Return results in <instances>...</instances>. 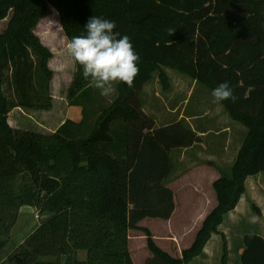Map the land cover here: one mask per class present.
Instances as JSON below:
<instances>
[{
    "label": "trees",
    "instance_id": "1",
    "mask_svg": "<svg viewBox=\"0 0 264 264\" xmlns=\"http://www.w3.org/2000/svg\"><path fill=\"white\" fill-rule=\"evenodd\" d=\"M68 40L85 34L92 16L116 22L140 56L134 87L121 83L107 106L92 105L90 81L74 62L68 107L82 119H66L44 135L12 128L16 108L52 109L51 51L34 33L51 10ZM0 252L10 239L19 209L37 210L39 225L0 264H133L128 232L137 229L153 255L145 264H191L212 235L227 242L219 227L245 193L248 177L264 174V0H0ZM170 30L173 32L170 35ZM164 69L176 71L212 93L227 82L237 97L219 105L246 133L229 175L212 183L216 206L191 245L175 258L160 249L145 218L169 220L175 196L167 187L171 152L201 139L180 122L156 129L142 111L140 92L157 74L167 91ZM78 251L86 261L76 260ZM50 258L53 262H43ZM240 264H264V240L242 238Z\"/></svg>",
    "mask_w": 264,
    "mask_h": 264
},
{
    "label": "rangeland",
    "instance_id": "2",
    "mask_svg": "<svg viewBox=\"0 0 264 264\" xmlns=\"http://www.w3.org/2000/svg\"><path fill=\"white\" fill-rule=\"evenodd\" d=\"M5 24L6 20L0 23V31L5 27ZM34 33L42 44L52 53V58L48 63V67L53 74L51 80L52 109L47 112L14 109L10 113L8 120L12 128L50 135L62 122L68 119V117L71 121L79 123L83 116L81 112L82 107H68L67 105L66 93L74 74V62L68 54V42L61 30L58 14L52 9L47 16L39 21ZM164 72L168 78L169 89L164 91L159 80H157L158 75L154 74L153 78L148 82L149 88L152 92L157 91L159 98L152 100L148 99L146 101L142 99L144 111L154 117L158 124H173V122H176L180 118L181 121L179 122L186 129L192 126L197 130H211L201 138L202 140L200 143L189 148L175 149L171 152L174 169L166 183L169 184L171 182V187L176 193L175 204H177V214H175L176 216L173 218L171 224L177 227L175 231H179L181 234L183 232L182 235L176 236L175 239L177 240L176 242L179 248H184L190 239L195 238L197 230L195 214H191L195 203L191 204L187 202L188 199L186 198L190 196V192L195 190V185H198V183L202 187H209V183L214 180L215 176L220 177L221 175L230 174L229 166H227L230 161L228 158L223 162L226 169L220 172L210 173L204 170V166L201 165L208 163V159H212L209 158L210 155H218L220 143L222 142L219 131L223 128L226 117L219 104L214 103L212 94L203 86H200L193 80L176 71L164 69ZM91 94L92 105H89V103H87L88 101L84 103L87 110L90 108L97 109L100 106H107L115 98V96L109 98L102 97L99 90L94 87L91 90ZM192 115L198 118L191 121L189 124L186 123L185 118ZM235 149L236 147L234 144L228 147V150L231 152H235ZM222 167L224 166L222 165ZM211 190L213 191L212 187ZM252 210L254 212H259L255 206H252ZM33 214L31 208H23L21 211L17 225L19 237L31 232L36 224L39 225V220H37V218L35 219ZM137 226L147 228L152 236H157L153 237V240L160 249L167 252L172 257L177 256L178 250H170L169 246L171 242H166L167 239L172 238V235H170V237L168 235L166 236V234L170 232V223L166 220L145 218L140 221ZM223 228L224 230L230 228L228 229V233H230L232 226H230L228 222H225L220 231H222ZM129 233L131 237H143L142 240L131 242V249H137L138 251V253L135 254V256H137L136 264H139L142 258H151L153 255L146 247V238L143 236V233L137 229L130 230ZM161 235L165 236L161 237ZM182 236L185 238L184 242ZM19 237H13V242L15 243V239ZM156 238L166 240H156ZM235 245V243L234 245L232 243L233 247H235ZM79 257L81 256H78L76 260L81 262ZM147 259H145L144 264ZM218 264H221L219 259Z\"/></svg>",
    "mask_w": 264,
    "mask_h": 264
},
{
    "label": "crops",
    "instance_id": "3",
    "mask_svg": "<svg viewBox=\"0 0 264 264\" xmlns=\"http://www.w3.org/2000/svg\"><path fill=\"white\" fill-rule=\"evenodd\" d=\"M157 80H158V78H157ZM140 97H141V101H142V99H144L146 101L148 99L149 100L158 99L159 95H158L157 91L152 92V90L149 88V83L147 82L146 84L143 85V87L141 89ZM142 104H143V101H142ZM142 107H143L142 108L143 113L146 114L148 117H150L151 115H149L146 111H144V105H142ZM19 109L20 108H16V110H19ZM223 112H224V110H223ZM224 114H225L226 120H224L223 128L220 129V131H219V134L221 135V141H222L220 143L219 153H218V155L210 153L213 156L210 155L209 158H212V159H208L209 160L208 163L201 164L202 166H204L203 169L210 172V173L220 172L222 170H225L226 167H225V164L223 162H225L226 161L225 159H227V158L230 160L227 166H229V170L231 169V166L235 160L236 154H237V152L241 146L242 140H243L245 133H246L245 129L241 125L230 120L228 115L225 112H224ZM150 118L153 120L156 129L166 127V126H169L170 124H172V123L158 124L154 117L151 116ZM197 118L198 117H195V115H192V116L186 117L185 121H186V123L189 124V123H191V121H194ZM68 119H69V117H68ZM179 121H181L180 118L176 122H179ZM8 122H9V120H8ZM173 123H175V122H173ZM188 129H190L192 132H194L200 139L205 134H207L211 131V130H206V129L205 130H203V129L197 130V129L193 128L192 126H190V128L188 127ZM232 144H234L236 147L235 152L234 151L231 152L228 150V147ZM222 165L224 167H222ZM198 168H200V167H198ZM173 169L174 168L172 167V173H173ZM217 178L218 177L215 176L214 180H216ZM213 181H211L209 183V187L208 186L202 187L198 183V185H195L196 188H195V190L192 191L193 193L190 192V196L188 198H186L189 200V201L187 200V202H189L191 204L195 203L194 209H192L191 214H195V222H197V230L200 228V226H201L204 218L207 216V214L216 206V199H214L215 198L214 193L211 190ZM167 187L170 188L172 190V192L174 193L175 201H176V193H175L174 189L171 187V182L169 184H167ZM199 205H202V206H199ZM252 206H255L259 212H254L252 210ZM23 208H31V212L34 213L33 215H34L35 219L37 218V220H38L37 210L35 208L30 207V206H23L19 209L16 223L10 231L9 242L5 246V248L0 252V262H3L6 260L8 255H10L11 252L13 251L14 247H16L18 245H22L23 242L25 241V239L38 226V224H36L35 228L31 232H29L28 234H26L24 236L19 237L20 235L18 234L17 225H18L19 215L21 214V211L23 210ZM175 214H177V204L175 206V210H174L171 218L169 220H166L168 223H170V227H169L170 232L168 234H166V236L168 235L170 237V235H172V238L167 239V240L161 239V238H156V240L160 239V240H166V242L167 241L171 242V245L169 246L170 250H172V251L178 250L177 256L175 258H180L182 250L188 248L189 245H191L194 238L190 239L184 248L183 247L179 248V245L177 244V242H176L177 240L175 239V237L182 235L183 232L181 234V232L175 231V229L177 227L175 225L171 224L173 218L176 216ZM182 218H183V216H182ZM225 222H228V224L230 226H232L230 233H228L229 232L228 229H230V228L225 229V230L223 228L222 231H220L222 225ZM197 230H196V232H197ZM219 232L224 235L226 242H227V250H228L227 264H240L239 258H240L241 252H242V238L245 234H256V235H259L260 237H262V239L264 240V174H259L256 176L248 177L246 179V181H245V193L243 194V196L239 200L236 208L224 216L223 222H222L221 226L219 227ZM162 236H165V235H161V237ZM13 237L14 238L19 237L18 239H15V241H16L15 243L13 242ZM153 237H157V236H153ZM182 237H183V242H184L185 238H184V236H182ZM135 239H137V240H135ZM142 239H143L142 236L131 237L130 233L128 232V249H129L133 264H136L137 256H135V254H137L138 251H137V249L136 250L131 249V242L142 240ZM232 243H233V245H234V243L236 244L235 247L232 246ZM221 253H222L221 237H220V235H212L211 239L205 245L202 254L200 256L194 258L191 261V264H214V263L218 264V259L221 260ZM78 256H81V257H79V259H81V262L86 261V252L85 251H78L76 253V259ZM145 259H147V258L140 259L141 261L139 260L140 261L139 264H144ZM42 261L43 262H53V260L50 258L42 259ZM220 263H221V261H220Z\"/></svg>",
    "mask_w": 264,
    "mask_h": 264
},
{
    "label": "clouds",
    "instance_id": "4",
    "mask_svg": "<svg viewBox=\"0 0 264 264\" xmlns=\"http://www.w3.org/2000/svg\"><path fill=\"white\" fill-rule=\"evenodd\" d=\"M116 27L113 20L92 16L84 27L85 34L71 37L67 44L68 54L82 69L83 78L105 98L117 96L121 83L134 87L140 73V56L131 38L114 31ZM211 94L214 103L237 100L227 82L220 83Z\"/></svg>",
    "mask_w": 264,
    "mask_h": 264
},
{
    "label": "water",
    "instance_id": "5",
    "mask_svg": "<svg viewBox=\"0 0 264 264\" xmlns=\"http://www.w3.org/2000/svg\"><path fill=\"white\" fill-rule=\"evenodd\" d=\"M62 264H65L64 262Z\"/></svg>",
    "mask_w": 264,
    "mask_h": 264
}]
</instances>
